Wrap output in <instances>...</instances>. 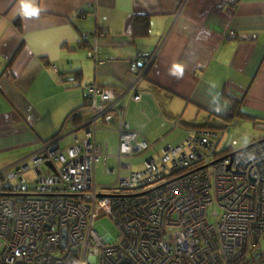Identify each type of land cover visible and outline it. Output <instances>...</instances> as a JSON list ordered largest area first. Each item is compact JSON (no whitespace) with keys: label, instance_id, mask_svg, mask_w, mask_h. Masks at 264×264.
I'll return each mask as SVG.
<instances>
[{"label":"crops","instance_id":"obj_1","mask_svg":"<svg viewBox=\"0 0 264 264\" xmlns=\"http://www.w3.org/2000/svg\"><path fill=\"white\" fill-rule=\"evenodd\" d=\"M140 15L150 16L146 37L135 35ZM140 51L156 56L144 79ZM78 68L81 83H66L62 74ZM88 84L133 88L127 118L155 144L149 157L182 143L185 125L209 111L226 115L229 97L264 115V0H0V170L53 138L72 144L68 117L92 119ZM117 121H99L97 141L117 148L109 167L110 157L118 165ZM129 173L122 167L118 178ZM118 178L97 182L110 190Z\"/></svg>","mask_w":264,"mask_h":264},{"label":"built area","instance_id":"obj_2","mask_svg":"<svg viewBox=\"0 0 264 264\" xmlns=\"http://www.w3.org/2000/svg\"><path fill=\"white\" fill-rule=\"evenodd\" d=\"M139 56L144 74L156 56ZM86 89L92 119L72 127L71 145L52 139L0 170V184L9 188L0 191V264H264V257L247 261L264 239V138L217 155L221 134L191 129L182 143L133 166L123 158L155 149L132 128L127 107L119 108L133 88L117 100L115 88ZM113 112L118 168L106 163L105 172L127 167L130 173L108 192L96 181L97 167L109 157L97 134L99 121ZM6 178L13 182L5 184ZM151 185L138 195L123 192ZM106 214L116 237L96 228Z\"/></svg>","mask_w":264,"mask_h":264},{"label":"trees","instance_id":"obj_3","mask_svg":"<svg viewBox=\"0 0 264 264\" xmlns=\"http://www.w3.org/2000/svg\"><path fill=\"white\" fill-rule=\"evenodd\" d=\"M18 26H20V24H18ZM134 30H135V35L136 36L146 37L150 33V16H148V15L136 16L134 18ZM98 32H100V30ZM93 47L90 46L91 49ZM140 52H144V51H140ZM92 55H93V57H95V59H97V61L100 60V58L98 56V49L97 50L94 49V52H92ZM153 63L154 62L150 63V65L147 68L146 72L143 74V71L145 70L146 64L141 59V63H140V66H139V70L140 71L138 73L140 79H144L145 77H147V73L150 70V68H151ZM11 65H12V62H10V64L8 65L9 69L11 68ZM82 76H83V70L80 69V68L74 69V70L70 71L69 73H63L62 74V77H63L64 81L66 83H71L70 85H78L79 83H81ZM100 86H102V85H100ZM103 87H105V86H103ZM115 89L119 90L118 88H115ZM119 92L120 93L116 94L115 100L120 98L121 91H119ZM87 94H88V92H87ZM89 97L90 96L88 94V98L86 100V104L84 105V107H90L91 106ZM130 99L133 100L132 97ZM228 99L231 102V107H230L229 112L226 115H219V114H216L214 112L209 111L208 119L203 124H201L199 126H197V125H189L188 124V125H185L184 129H186L187 131H189L191 129L192 130H194V129H206V130H213V131L219 132L221 134V136H220V139H219V142H218V147H219V145H220V143H221L226 131L228 130V128H230L231 126L235 125L236 123L248 121V122H251L255 128L264 131V115H260V114H256L254 112L248 111L246 109V107H244L243 100H239V99H235V98L232 99L230 97ZM129 102H131V101H129V98L125 97L124 99H122L119 102V108L122 109L123 106L128 108ZM73 114H75V115H73ZM111 114L112 115L113 114L116 115V112H113ZM72 115H73V119L71 120V123H72L73 127L83 124V117H81L79 115V113H75L74 112V113H72ZM72 115H70V117ZM110 115H106L105 117H103V119L105 120L106 118L110 117ZM70 117H68V120H70L69 119ZM177 124H176V126H178ZM140 133H141V130H140ZM263 138H264V135L259 137V138H257V139H255L253 142L258 141V140H262ZM145 140H147V139H145ZM147 141H149V140H147ZM234 141H237V140L233 139L231 143L225 144L224 147L221 150H219L218 147H217V151L215 152V154H217V155L221 154L222 155V154H225L228 150H231V149L235 148V146H237L238 144L237 145H233ZM149 142L153 143L152 141H149ZM253 142H251V143H253ZM148 151H150V150H148ZM148 151H145L142 154H145ZM147 157H149V156H147ZM208 161H210V159H208ZM204 163H206V162H204ZM197 165L200 166L199 164H197ZM141 166H142V164L139 165L138 167H141ZM194 167L195 166L193 165L190 168L184 169V170L178 172L176 174V176L185 175V174L189 173L190 171H192L194 169ZM95 175H97V169H96V174ZM96 181H97V178H96ZM156 184L157 183H154L153 185H156ZM116 188L117 187H114V188H111L110 190L107 189L105 191L112 192L111 190L112 189H116ZM140 188H142V189L138 190ZM150 188H152V187H150V186L149 187L148 186L147 187H139V188H136V189H133V190H125V191L123 190V192H125V193L129 194L130 196H132V195H138V194H140V193H142L144 191L147 192V190L149 191ZM0 191L7 192V191H9V188L7 186H4V185L0 184ZM129 199H133V198H129ZM106 216H109V215L106 214L104 217H106ZM263 257H264V252L260 253L259 255H254V253H252V255L250 256V258L247 261H249L250 259H252V260L253 259L255 260V259H258V258L261 259Z\"/></svg>","mask_w":264,"mask_h":264},{"label":"rangeland","instance_id":"obj_4","mask_svg":"<svg viewBox=\"0 0 264 264\" xmlns=\"http://www.w3.org/2000/svg\"><path fill=\"white\" fill-rule=\"evenodd\" d=\"M203 119L204 118H203V113H202L200 118L198 119L199 123H201ZM263 135H264V131L255 128L251 122H248V121L239 122V123H236L235 125L231 126L230 128H228V130L226 131L218 149L221 150L225 144L231 143L233 139H236L238 141V145L235 146V148L243 147V146L250 144L255 139H257ZM115 137H116V135H115ZM112 143H113L112 149H110L109 152L111 154H115L117 152V148H116V144H115L114 140ZM171 146H173V145H171ZM65 147H67V146H65ZM65 147H63V148H65ZM149 154L150 153L147 152L145 154H142L140 156L135 157L134 159L125 158L124 162H131L133 164V166H139L143 163L145 158H148L147 156H149ZM105 160H106L105 157H103V159L101 160V163L99 164V166L97 168V181L99 183L113 180L115 177L118 178V176H119L118 171L113 172V173H109V174H106L104 172ZM109 160L110 161L108 163H109L110 167H112V166L117 167L118 166L117 161L114 157H110ZM202 163H204V162H201L199 164H202ZM11 182H13V180H11L10 178H6L5 184H11ZM152 186L153 185H151L150 187H152ZM141 189L142 188H140L138 190H141ZM105 190H107V189H105ZM96 228L102 234L110 232L115 237L117 236V233H118V230H117V227H116L114 221L109 216H106L102 219H98L96 222ZM64 234H65V231H64ZM262 252H264V239L262 240L261 243H259V245L253 251L254 255H259Z\"/></svg>","mask_w":264,"mask_h":264},{"label":"water","instance_id":"obj_5","mask_svg":"<svg viewBox=\"0 0 264 264\" xmlns=\"http://www.w3.org/2000/svg\"><path fill=\"white\" fill-rule=\"evenodd\" d=\"M115 119V118H114ZM114 119H113V121H114ZM113 123H116L115 121L113 122ZM245 148V147H244ZM235 156V152L232 154V157H234ZM47 165L49 166V167H51V169L52 170H55V167H54V165L50 162V161H47ZM2 193H0V195H1Z\"/></svg>","mask_w":264,"mask_h":264},{"label":"bare ground","instance_id":"obj_6","mask_svg":"<svg viewBox=\"0 0 264 264\" xmlns=\"http://www.w3.org/2000/svg\"><path fill=\"white\" fill-rule=\"evenodd\" d=\"M53 139H55V138H53ZM57 139H58V138H57ZM51 140H52V139H51ZM49 141H50V140H49ZM49 141H47V143H48ZM47 143H46V144H47ZM58 144H59V143H58ZM33 153H34V152H33ZM0 183H1V182H0Z\"/></svg>","mask_w":264,"mask_h":264}]
</instances>
